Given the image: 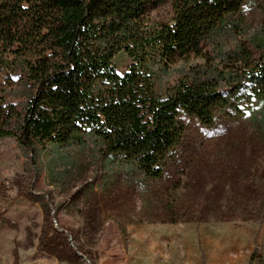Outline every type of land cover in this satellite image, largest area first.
I'll return each mask as SVG.
<instances>
[{
  "label": "trees",
  "instance_id": "obj_1",
  "mask_svg": "<svg viewBox=\"0 0 264 264\" xmlns=\"http://www.w3.org/2000/svg\"><path fill=\"white\" fill-rule=\"evenodd\" d=\"M191 123L216 136L198 153ZM3 138L35 161L48 152L44 169L61 186L80 169L63 149L90 142L108 156L106 201L122 177L152 223L264 221V0H0ZM99 207L87 204L71 239L85 232L95 245ZM41 231L39 251L78 260L62 231Z\"/></svg>",
  "mask_w": 264,
  "mask_h": 264
},
{
  "label": "rangeland",
  "instance_id": "obj_2",
  "mask_svg": "<svg viewBox=\"0 0 264 264\" xmlns=\"http://www.w3.org/2000/svg\"><path fill=\"white\" fill-rule=\"evenodd\" d=\"M170 12L167 4L155 15L166 20ZM245 14L253 27L262 17L251 7L246 8ZM128 63L123 54L116 59L120 70ZM194 126L191 123L189 150L196 149L198 153L202 141L212 143L216 136ZM63 150L72 154L80 169L61 186L52 183L48 170L44 169L48 152L43 160L37 157L35 161L32 155L28 158L23 154L12 139H0V213L8 220V223L0 221V264H264L263 220L218 222L209 216L204 224L152 223L148 213L143 215L148 208L141 198L131 199L127 195L122 177L120 184L111 188L113 199L106 201L108 156L96 153L90 142L84 148ZM114 165H118L117 160ZM172 174L174 179L180 178L185 183L180 173ZM165 185L163 181L161 186ZM23 191L31 193L38 202L22 194ZM91 200L100 206L95 245L87 242L85 232L78 240L71 239L69 234L84 230L87 220L84 212ZM45 209L49 211V219ZM50 223L69 237L77 261L61 262L38 250L37 239ZM28 239L32 247H28ZM81 246L91 250L90 260L77 251Z\"/></svg>",
  "mask_w": 264,
  "mask_h": 264
}]
</instances>
